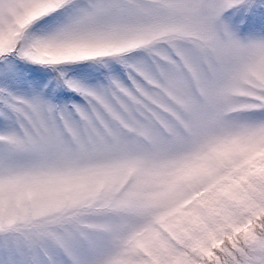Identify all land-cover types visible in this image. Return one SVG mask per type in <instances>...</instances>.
Returning <instances> with one entry per match:
<instances>
[{"label": "snow or ice", "instance_id": "snow-or-ice-1", "mask_svg": "<svg viewBox=\"0 0 264 264\" xmlns=\"http://www.w3.org/2000/svg\"><path fill=\"white\" fill-rule=\"evenodd\" d=\"M0 264H264V0H0Z\"/></svg>", "mask_w": 264, "mask_h": 264}]
</instances>
